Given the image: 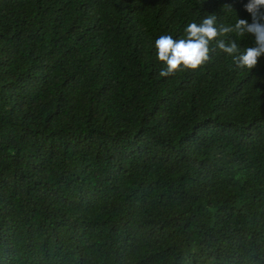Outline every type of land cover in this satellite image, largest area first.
<instances>
[{"label": "trees", "instance_id": "trees-1", "mask_svg": "<svg viewBox=\"0 0 264 264\" xmlns=\"http://www.w3.org/2000/svg\"><path fill=\"white\" fill-rule=\"evenodd\" d=\"M247 2L0 0V264H264V57L155 49Z\"/></svg>", "mask_w": 264, "mask_h": 264}, {"label": "clouds", "instance_id": "clouds-1", "mask_svg": "<svg viewBox=\"0 0 264 264\" xmlns=\"http://www.w3.org/2000/svg\"><path fill=\"white\" fill-rule=\"evenodd\" d=\"M251 15V22L237 18L234 24H218L215 14L205 16L199 23L190 22L184 28V36L174 39L171 35H161L155 40L156 57L165 67L159 76L168 77L178 71L196 70L207 63L210 54L217 49L233 57L240 69H254L259 58L264 57V0H248L244 5ZM225 9L231 10L229 5ZM252 36L254 46L244 47L235 39L225 40L229 34ZM213 43L215 48L212 47Z\"/></svg>", "mask_w": 264, "mask_h": 264}]
</instances>
